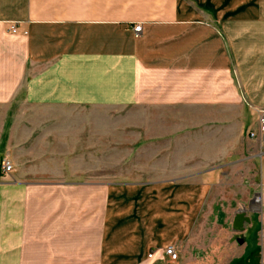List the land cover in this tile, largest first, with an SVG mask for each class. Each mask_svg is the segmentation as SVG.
<instances>
[{
  "label": "crops",
  "instance_id": "1",
  "mask_svg": "<svg viewBox=\"0 0 264 264\" xmlns=\"http://www.w3.org/2000/svg\"><path fill=\"white\" fill-rule=\"evenodd\" d=\"M112 105L134 137L78 135ZM258 107L264 0H0V264H207L223 231L252 251Z\"/></svg>",
  "mask_w": 264,
  "mask_h": 264
},
{
  "label": "rangeland",
  "instance_id": "2",
  "mask_svg": "<svg viewBox=\"0 0 264 264\" xmlns=\"http://www.w3.org/2000/svg\"><path fill=\"white\" fill-rule=\"evenodd\" d=\"M103 108L100 109L98 112H88V113H83V114H78V121L80 122H89L87 123V127L85 128H80L78 130V135L80 137H92L95 139V142L98 141H103L108 142L109 138L112 141H117L119 140L120 137H127V136H132L134 137L135 130L134 129H129V128H124V126L129 125V124H134L136 121V113L127 110L119 111L118 107L116 105H112L110 108L105 107L104 112H102ZM254 122V120H252ZM252 122V123H253ZM251 127V126H250ZM250 129V128H249ZM246 131V136L248 137V131ZM131 132V134H129ZM249 138V137H248ZM256 140V139H255ZM108 147V146H107ZM119 145H111L112 152H119V150H114L115 148H118ZM264 149L259 150L258 148L255 150L256 154L258 152H263ZM261 157L263 155L257 157L256 160V166L253 171L255 174L254 178V189L250 190V194L252 195L250 197L251 200H253L255 195H262L260 186H259V181H260V166L262 160ZM253 193H256L253 195ZM260 197V196H259ZM256 203V202H255ZM254 203V204H255ZM255 208L252 207V210H257L258 213H249L247 212V206L248 204H243L238 207L237 211L238 212H243L245 211V216L249 217L251 216V221L253 223L249 225L244 224L245 232L248 230L247 238L249 240V246L250 244L252 245V251L247 252L245 254L242 253L241 249L244 245V241L240 243L239 247L237 248V245L234 241V239H228L225 235V232L223 231V234L221 236V249H222V258L220 257H207L206 259L207 264H229L230 261L232 260L233 257H235L234 262L232 264H264V202L261 203H256ZM237 212V214H238ZM251 214V215H250ZM254 214V215H253ZM224 227H230V226H224ZM239 232V231H236ZM216 236V235H215ZM219 235H217L218 237ZM238 236V234L236 235ZM241 241V240H240ZM167 246H172V245H167ZM166 246V247H167ZM174 249L175 247L172 246ZM240 249V250H236ZM162 251V249H160ZM159 251V250H158ZM238 256V257H236ZM206 261V260H205ZM212 261V262H211ZM217 262V263H216Z\"/></svg>",
  "mask_w": 264,
  "mask_h": 264
},
{
  "label": "built area",
  "instance_id": "3",
  "mask_svg": "<svg viewBox=\"0 0 264 264\" xmlns=\"http://www.w3.org/2000/svg\"><path fill=\"white\" fill-rule=\"evenodd\" d=\"M18 28L16 24H10L8 27V32L12 35L17 34ZM133 33L137 35L141 31V25H135L133 28ZM24 35L26 33H23ZM254 122L248 131V137L252 140L264 137V107H258L253 109ZM0 171L3 174H9L12 171V165L7 159H3L0 163ZM162 253L165 257L170 260L175 261L177 259V254L172 246H167L162 249ZM155 252H149L147 255L148 259L154 256Z\"/></svg>",
  "mask_w": 264,
  "mask_h": 264
},
{
  "label": "water",
  "instance_id": "4",
  "mask_svg": "<svg viewBox=\"0 0 264 264\" xmlns=\"http://www.w3.org/2000/svg\"><path fill=\"white\" fill-rule=\"evenodd\" d=\"M258 198H259V196L258 195H255L254 196V198H253V200H251V202L248 204V208H247V212H249V213H258V211L257 210H252V208H251V204H253V203H255V202H257L258 201ZM246 214H245V211H243V212H238V214H236V217H235V221H234V224H233V229L235 230V231H239V233H242V232H244L245 231V228H244V224H247V225H249L250 224V219H249V217H246L245 216ZM242 241L243 240H238V243L240 244V243H242Z\"/></svg>",
  "mask_w": 264,
  "mask_h": 264
}]
</instances>
